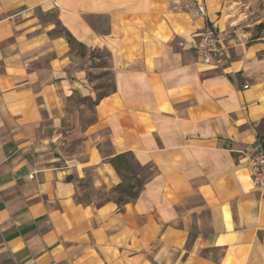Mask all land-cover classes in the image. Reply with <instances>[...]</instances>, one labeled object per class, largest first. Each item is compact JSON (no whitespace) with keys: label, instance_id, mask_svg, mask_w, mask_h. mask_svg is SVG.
Masks as SVG:
<instances>
[{"label":"crops","instance_id":"0c3cea01","mask_svg":"<svg viewBox=\"0 0 264 264\" xmlns=\"http://www.w3.org/2000/svg\"><path fill=\"white\" fill-rule=\"evenodd\" d=\"M208 21L219 64L195 47ZM57 27L110 57L86 121L69 99L97 93ZM261 140L264 0H0V264H264ZM121 154L152 170L123 209L96 194Z\"/></svg>","mask_w":264,"mask_h":264},{"label":"rangeland","instance_id":"374dc122","mask_svg":"<svg viewBox=\"0 0 264 264\" xmlns=\"http://www.w3.org/2000/svg\"><path fill=\"white\" fill-rule=\"evenodd\" d=\"M49 20L56 21V13H50L46 16ZM59 27L56 28L57 33L59 31ZM73 52L76 54L78 60L82 59V66L86 69L87 72V80L92 84L93 89L97 93L96 96L107 94L113 88V75L111 70L109 69L110 57L107 51L98 50V49H88L85 48L83 50H79L76 46L73 48ZM90 98V97H89ZM93 99L90 98L88 100H84L79 95H74L69 99L68 110L70 112H80L85 116V121L89 119L92 110H93ZM83 105V106H82ZM76 149V144L74 143L71 147H69L70 151H74ZM140 176L144 179L147 176H150L152 170H140L138 168ZM83 185H88V182L85 181ZM102 200L112 196L110 192L99 190L96 192ZM114 196V195H113ZM87 201V198L84 197Z\"/></svg>","mask_w":264,"mask_h":264},{"label":"built area","instance_id":"2783aa9c","mask_svg":"<svg viewBox=\"0 0 264 264\" xmlns=\"http://www.w3.org/2000/svg\"><path fill=\"white\" fill-rule=\"evenodd\" d=\"M223 39L222 31L210 21L206 22L195 46L203 61L209 64L221 62ZM243 159L250 170L253 185L256 188H264V140L245 150Z\"/></svg>","mask_w":264,"mask_h":264},{"label":"trees","instance_id":"16d2710c","mask_svg":"<svg viewBox=\"0 0 264 264\" xmlns=\"http://www.w3.org/2000/svg\"><path fill=\"white\" fill-rule=\"evenodd\" d=\"M58 32H60L59 34H63L67 37L72 47L76 46L79 50L86 48L85 45L77 42L65 28L59 29ZM105 95L106 94L97 96V99L92 102L93 105L97 104ZM83 99L88 100L90 98L87 97ZM111 162L116 167L120 175L123 176V181L109 191L110 194H113L114 196L112 195L106 198L105 201L113 200L121 209H123L127 203L138 198L144 187L145 181L140 176L138 168L140 170H149L150 167L146 165L145 167L141 166L133 159V156L129 154L118 155L113 158Z\"/></svg>","mask_w":264,"mask_h":264}]
</instances>
